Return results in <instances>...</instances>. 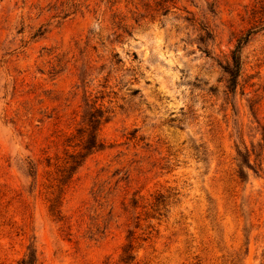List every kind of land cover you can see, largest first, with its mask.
Instances as JSON below:
<instances>
[{
    "label": "rangeland",
    "instance_id": "obj_1",
    "mask_svg": "<svg viewBox=\"0 0 264 264\" xmlns=\"http://www.w3.org/2000/svg\"><path fill=\"white\" fill-rule=\"evenodd\" d=\"M27 257L264 264V0H0V264Z\"/></svg>",
    "mask_w": 264,
    "mask_h": 264
},
{
    "label": "trees",
    "instance_id": "obj_2",
    "mask_svg": "<svg viewBox=\"0 0 264 264\" xmlns=\"http://www.w3.org/2000/svg\"><path fill=\"white\" fill-rule=\"evenodd\" d=\"M247 42V39H244L243 41L239 42L238 46L236 47L235 51H233L231 55V61L228 63L225 67H223L224 72L228 76V83H229V88L235 87L237 78L240 73L241 69V62H240V56H239V50L241 48V45ZM124 254L126 256V260L130 259L129 251L123 250ZM20 264H34L31 259L24 258L22 259Z\"/></svg>",
    "mask_w": 264,
    "mask_h": 264
}]
</instances>
